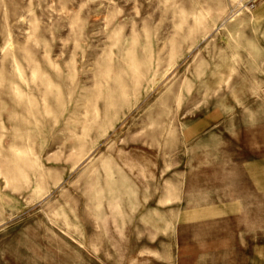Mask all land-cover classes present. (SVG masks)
Here are the masks:
<instances>
[{"label": "rangeland", "instance_id": "obj_1", "mask_svg": "<svg viewBox=\"0 0 264 264\" xmlns=\"http://www.w3.org/2000/svg\"><path fill=\"white\" fill-rule=\"evenodd\" d=\"M260 1L0 0V264H209L217 207L264 228Z\"/></svg>", "mask_w": 264, "mask_h": 264}, {"label": "crops", "instance_id": "obj_2", "mask_svg": "<svg viewBox=\"0 0 264 264\" xmlns=\"http://www.w3.org/2000/svg\"><path fill=\"white\" fill-rule=\"evenodd\" d=\"M243 16L248 18V28L246 39L248 44L256 46V51L262 54L263 57L261 61H256V74L255 78L251 77L247 81V93L245 97L241 98L242 101H252L260 100L264 102V0H261L254 7V13L252 15H240L239 22L242 21ZM255 44V45H253ZM259 96V97H255ZM255 149H263V145H256ZM256 179L260 183L263 181V166L264 160L256 161ZM259 192L263 196L262 188H259ZM217 214H230L228 217H223L225 220H229L231 226L230 238L231 245L234 247L233 251L228 257H224V261L219 259V256L212 250L208 254L209 264H220L219 262H224L225 264H264V239H263V224L261 225L256 222L255 233L251 234L250 238L242 232V218L241 214L245 213L243 207H217L215 209ZM201 212V211H199ZM210 213V209L208 210ZM262 214V209L259 210ZM221 218V216L219 217ZM239 220V221H237Z\"/></svg>", "mask_w": 264, "mask_h": 264}]
</instances>
